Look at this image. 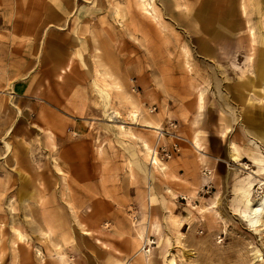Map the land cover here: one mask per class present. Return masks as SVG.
I'll return each mask as SVG.
<instances>
[{"label":"rangeland","instance_id":"1","mask_svg":"<svg viewBox=\"0 0 264 264\" xmlns=\"http://www.w3.org/2000/svg\"><path fill=\"white\" fill-rule=\"evenodd\" d=\"M33 12L0 82V264H264V0Z\"/></svg>","mask_w":264,"mask_h":264},{"label":"crops","instance_id":"2","mask_svg":"<svg viewBox=\"0 0 264 264\" xmlns=\"http://www.w3.org/2000/svg\"><path fill=\"white\" fill-rule=\"evenodd\" d=\"M70 3L71 0H0V27H7L9 32L7 33L5 28L0 31V74H3L0 76V82L5 73L21 75L22 72H30L31 64L24 67L21 64L23 41L21 26H36L38 24L37 15H35L33 10L42 8L59 12L58 16L51 15V20L46 24L60 25V21H64L69 13L67 11ZM29 41L31 42H29L30 46L32 44L33 49L38 51L37 39H30ZM98 49V46L95 45V50L98 51ZM11 59L13 61H10ZM20 80L21 76L12 77L8 79L9 85H13V88H16ZM30 254L28 260H23L21 255L16 253L13 258L19 259L18 264H32L33 261L30 258Z\"/></svg>","mask_w":264,"mask_h":264},{"label":"bare ground","instance_id":"3","mask_svg":"<svg viewBox=\"0 0 264 264\" xmlns=\"http://www.w3.org/2000/svg\"><path fill=\"white\" fill-rule=\"evenodd\" d=\"M190 69V68H189ZM201 91V90H200ZM201 94H202V92H201ZM200 101V100H199ZM202 106V105H201ZM118 113V112H117ZM134 113V112H133ZM135 114V113H134ZM136 115H134V117H135ZM133 118V117H132ZM194 121V120H193ZM196 122V121H195ZM251 122V121H250ZM195 124V123H194ZM194 133H193V136H192V140H193V143L196 145V146H200V143L198 142V139H199V137H198V133L196 132V131H193ZM191 135V134H190ZM145 146H146V148L147 149H149L148 148V146L145 144ZM233 151H234V153L237 151V149L233 146ZM237 157V156H236ZM154 159V162H157V159H156V157H154L153 158ZM66 176V175H65ZM250 184V183H249ZM249 194V193H248ZM244 201V200H243ZM261 206H262V204H259L256 208L255 207H252L251 206V204H250V202H249V200L246 198V207H245V209H243V214H244V216L245 217H249V215H253V218H251V219H249L250 220V222H251V224L252 225H254V224H256L259 220L257 219V215L259 214V211L261 210ZM256 217V218H255ZM250 218V217H249ZM255 218V219H254ZM16 233H17V236L18 237H21V235L16 231ZM21 239V238H20Z\"/></svg>","mask_w":264,"mask_h":264}]
</instances>
